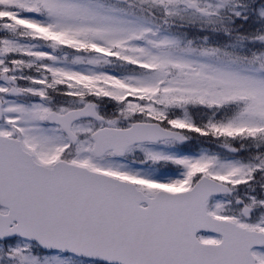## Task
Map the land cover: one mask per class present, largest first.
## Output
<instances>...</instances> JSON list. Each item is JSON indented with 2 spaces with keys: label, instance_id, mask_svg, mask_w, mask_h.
Listing matches in <instances>:
<instances>
[{
  "label": "snow or ice",
  "instance_id": "obj_1",
  "mask_svg": "<svg viewBox=\"0 0 264 264\" xmlns=\"http://www.w3.org/2000/svg\"><path fill=\"white\" fill-rule=\"evenodd\" d=\"M0 264H264V0H0Z\"/></svg>",
  "mask_w": 264,
  "mask_h": 264
}]
</instances>
